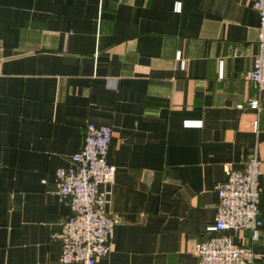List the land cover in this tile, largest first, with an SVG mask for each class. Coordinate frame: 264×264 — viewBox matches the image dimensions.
<instances>
[{
	"label": "crops",
	"instance_id": "crops-1",
	"mask_svg": "<svg viewBox=\"0 0 264 264\" xmlns=\"http://www.w3.org/2000/svg\"><path fill=\"white\" fill-rule=\"evenodd\" d=\"M253 0H0V264H60L69 213L54 194L87 124L110 127L115 220L96 264H196L216 235L217 186L260 164L264 91ZM258 99L259 111L249 108ZM257 122V130L253 124ZM248 245V232H226Z\"/></svg>",
	"mask_w": 264,
	"mask_h": 264
},
{
	"label": "built area",
	"instance_id": "built-area-1",
	"mask_svg": "<svg viewBox=\"0 0 264 264\" xmlns=\"http://www.w3.org/2000/svg\"><path fill=\"white\" fill-rule=\"evenodd\" d=\"M258 17L257 54L245 80L258 92L264 91V0H253ZM249 108L259 111L258 99ZM258 124H253L257 130ZM113 139L110 127L87 124L81 147L71 156V166L55 172V196L69 209L61 228L51 236L60 245V264H96L108 256L115 220L107 213L108 200L99 192L109 183L116 167L108 163ZM260 160L248 158L242 170H230L217 186L216 235L196 245V264H255L254 243L262 228L259 210ZM226 232H248V245L235 244Z\"/></svg>",
	"mask_w": 264,
	"mask_h": 264
},
{
	"label": "water",
	"instance_id": "water-1",
	"mask_svg": "<svg viewBox=\"0 0 264 264\" xmlns=\"http://www.w3.org/2000/svg\"><path fill=\"white\" fill-rule=\"evenodd\" d=\"M106 211H107V207H106Z\"/></svg>",
	"mask_w": 264,
	"mask_h": 264
}]
</instances>
